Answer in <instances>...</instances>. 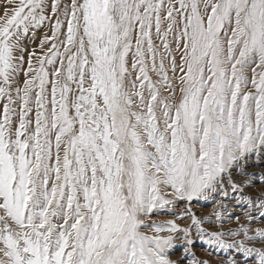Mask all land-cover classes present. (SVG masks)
Wrapping results in <instances>:
<instances>
[{
  "label": "snow or ice",
  "instance_id": "1",
  "mask_svg": "<svg viewBox=\"0 0 264 264\" xmlns=\"http://www.w3.org/2000/svg\"><path fill=\"white\" fill-rule=\"evenodd\" d=\"M197 241L264 264V0H0V264Z\"/></svg>",
  "mask_w": 264,
  "mask_h": 264
},
{
  "label": "rangeland",
  "instance_id": "2",
  "mask_svg": "<svg viewBox=\"0 0 264 264\" xmlns=\"http://www.w3.org/2000/svg\"><path fill=\"white\" fill-rule=\"evenodd\" d=\"M260 163H262V161H260L259 158H257L256 164L259 165ZM256 168H259V166L254 167L253 169H256ZM255 179H256L255 191H258L259 188L261 187L260 177L257 176ZM249 191H253V190H249ZM196 208L202 209V211H200L199 214H205L207 211H211V205L210 204H204L203 202L200 204H197ZM232 226H235V225L233 224ZM194 251L201 258H207L209 255H211L214 264H222V262L229 257L228 251L217 249V248H211L210 246H208V245H206L200 241L196 242ZM179 255H180V253H177V256H179ZM237 258L240 260V264H244V260L246 259L245 257L238 256Z\"/></svg>",
  "mask_w": 264,
  "mask_h": 264
},
{
  "label": "bare ground",
  "instance_id": "3",
  "mask_svg": "<svg viewBox=\"0 0 264 264\" xmlns=\"http://www.w3.org/2000/svg\"><path fill=\"white\" fill-rule=\"evenodd\" d=\"M252 171H257V172H259V171H260V168L252 169Z\"/></svg>",
  "mask_w": 264,
  "mask_h": 264
}]
</instances>
